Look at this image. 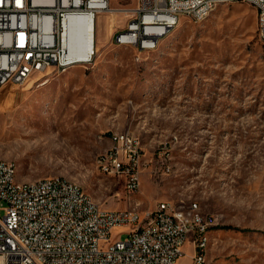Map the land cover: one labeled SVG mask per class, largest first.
Returning a JSON list of instances; mask_svg holds the SVG:
<instances>
[{
    "label": "rangeland",
    "instance_id": "rangeland-1",
    "mask_svg": "<svg viewBox=\"0 0 264 264\" xmlns=\"http://www.w3.org/2000/svg\"><path fill=\"white\" fill-rule=\"evenodd\" d=\"M109 1L116 11L98 15L90 63L0 91V158L15 163L19 181L62 177L105 209L196 202L214 220L205 264H264V42L255 8L223 2L198 22L181 17L157 49L139 54L114 40L131 17L122 10L138 0ZM126 136L142 149L134 194L98 167ZM194 250L189 240L177 264H193Z\"/></svg>",
    "mask_w": 264,
    "mask_h": 264
},
{
    "label": "built area",
    "instance_id": "built-area-1",
    "mask_svg": "<svg viewBox=\"0 0 264 264\" xmlns=\"http://www.w3.org/2000/svg\"><path fill=\"white\" fill-rule=\"evenodd\" d=\"M223 2L253 6L258 38L264 42V0H138L114 40L134 43L139 54L147 53L181 17L198 22ZM110 9L109 0H0V91L51 68L60 72L90 63L93 52L87 59L70 53L73 27L88 19L94 46L98 15ZM114 140H125V147L116 146L100 157L98 167L103 174L124 179L129 194L137 193L140 142L130 141V136ZM0 202V264H177L189 240L195 249L193 264H205L207 227L214 221L196 202L187 205V213H179L170 201L147 211L105 209L52 176L39 179L35 190H26L11 179V164H0ZM115 230L126 237L117 239ZM197 237H204V244H197Z\"/></svg>",
    "mask_w": 264,
    "mask_h": 264
},
{
    "label": "bare ground",
    "instance_id": "bare-ground-1",
    "mask_svg": "<svg viewBox=\"0 0 264 264\" xmlns=\"http://www.w3.org/2000/svg\"><path fill=\"white\" fill-rule=\"evenodd\" d=\"M212 9V8H211ZM134 9H124L122 10L125 14L133 12ZM115 9H110L108 12H111L113 15L115 13ZM177 24H173L170 28V30L175 27ZM91 23H89L88 19H84L83 22H81L80 26H74L73 27V33L71 37V45H70V53L72 56L78 57L79 59H85L84 55H86L87 51L86 49L89 46V52L91 51ZM170 30L165 31L161 37L159 38V43L154 44L152 50L157 49V47L160 45L161 41L167 36V34L170 32ZM116 45L119 46H126V47H135L134 43H125V45H120V41H115ZM83 45L82 47H80ZM130 141H136L133 137H130ZM141 157V156H140ZM0 164H11V179L15 181V183L21 184L23 187L26 188V190H35L36 187L39 186V179L33 180V181H19L17 179V167L15 163L1 159L0 158ZM54 177V182L61 183L69 186V188H74L76 190H81L82 197L84 199H88L89 204H96V202L93 200V198L86 193L79 185L72 183L68 181L65 178L62 177ZM179 213H187V206L180 205L178 206ZM207 232H206V245H204V251H203V259L206 260V249H207ZM197 244H204V237H197Z\"/></svg>",
    "mask_w": 264,
    "mask_h": 264
},
{
    "label": "crops",
    "instance_id": "crops-1",
    "mask_svg": "<svg viewBox=\"0 0 264 264\" xmlns=\"http://www.w3.org/2000/svg\"><path fill=\"white\" fill-rule=\"evenodd\" d=\"M97 41H98V43L100 42V39H99V37L97 38ZM189 242V241H188ZM187 242V243H188ZM187 243H186V245H187ZM186 245H185V247H186ZM185 247H184V252H185Z\"/></svg>",
    "mask_w": 264,
    "mask_h": 264
}]
</instances>
